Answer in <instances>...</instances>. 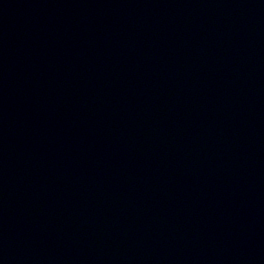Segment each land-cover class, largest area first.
<instances>
[{
	"label": "water",
	"instance_id": "1",
	"mask_svg": "<svg viewBox=\"0 0 264 264\" xmlns=\"http://www.w3.org/2000/svg\"><path fill=\"white\" fill-rule=\"evenodd\" d=\"M0 264H264V0H0Z\"/></svg>",
	"mask_w": 264,
	"mask_h": 264
}]
</instances>
